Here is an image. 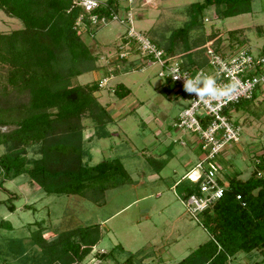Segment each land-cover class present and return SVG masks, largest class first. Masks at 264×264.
<instances>
[{
  "label": "rangeland",
  "instance_id": "obj_1",
  "mask_svg": "<svg viewBox=\"0 0 264 264\" xmlns=\"http://www.w3.org/2000/svg\"><path fill=\"white\" fill-rule=\"evenodd\" d=\"M202 1L117 0L115 11L119 18L128 12L132 30L149 36L164 49L170 33L187 21V7ZM212 12V9L203 12L202 26L188 33L189 56L195 63L204 62L206 50L216 45L222 53L229 51L227 33L239 29H243L239 34L243 44L238 47L253 55L264 46V1L251 0L249 14L224 20H210ZM19 28V22L0 11V33ZM126 28V22H113L85 34L76 30L82 33L81 40L96 60L103 59L98 62L103 69L86 72L71 84L81 86L104 81L103 89L94 93V97L106 109L103 118L108 123L104 127L107 134L100 137L97 123L85 116L81 119V143L89 155V160H83L88 166L118 161L128 179L121 184L106 183L102 192L94 190L82 197L47 196L23 175L0 181V221L11 226L10 231L0 228L1 251L3 240H19L28 264L31 258H38L39 248L30 244L31 232L38 229L34 223H40L46 240L67 230L96 225L100 239L82 264H123L125 259H129V264H175L208 239L199 224V216L189 214L182 204L183 193L194 184L181 177L194 167L201 155L198 144L195 145L197 137L173 127L187 99L175 94L174 87L160 93L163 81L157 77L155 64L133 68L140 57L132 52L127 60L118 58L124 51L121 35ZM217 34L222 37L219 39ZM171 57L188 64L180 43ZM115 59L117 71L108 75ZM116 85L129 90V96L123 100L112 96L109 91ZM254 95L252 100L230 107L227 113L240 132L239 141L226 146L215 158L217 174L223 182L232 176L246 180L255 158L264 154V85ZM105 103L109 104L105 106ZM13 128L2 127L0 132ZM37 158L36 147H27L26 159ZM9 205L13 212L6 209ZM2 257L3 264H21L14 258ZM259 260L258 254L249 257L239 254L228 264H260Z\"/></svg>",
  "mask_w": 264,
  "mask_h": 264
},
{
  "label": "trees",
  "instance_id": "obj_2",
  "mask_svg": "<svg viewBox=\"0 0 264 264\" xmlns=\"http://www.w3.org/2000/svg\"><path fill=\"white\" fill-rule=\"evenodd\" d=\"M250 1L192 3L186 10L187 21L170 33L164 49L149 36L147 38L168 58H173L171 53L180 43L188 63L181 64L182 67L204 68L205 60L195 63L189 56L188 33L202 26L203 12L212 9V21L237 17L250 13ZM73 2L0 0V11L21 24L19 29L0 33V128L14 126L9 132H0L3 149L0 181L23 175L47 196L82 197L86 192H102L106 183L121 184L128 179L118 161L88 166L83 160H89V155L81 143V119L85 116L97 123L100 137L107 134L104 127L108 123L103 118L106 115L104 108L94 97L97 83L71 84L75 78L96 69V56L81 40L82 33L74 29L81 9ZM104 3V8L91 14L108 18L111 13H116L117 0H105ZM85 29L94 32L98 27L90 28L86 24ZM240 33V30L227 33L228 47L243 44ZM217 36L220 39L222 35ZM218 46L213 49L219 51ZM133 49L132 54L137 55ZM140 60L146 65L145 58L140 57ZM117 65L115 60L111 73L117 71ZM172 87L171 83L163 82L160 93L164 94ZM110 91L119 100L129 96V90L121 85ZM174 93L184 97L179 90ZM29 146L36 147L39 158L26 159ZM224 184L221 197L197 213L208 239L175 264H228L239 254L246 257L258 254L259 263L264 264V154L255 158L253 170L246 180L232 176ZM190 195L198 196L196 184L185 190L184 200ZM6 207L13 212L11 205ZM34 225L38 229L31 232L30 244L37 246L41 253L38 258H31L29 264H82L100 239L96 225L67 230L51 240L43 238L40 223ZM0 228L11 230L9 223L2 220ZM3 243L1 251L0 242V264L5 262L2 255L28 264L19 240H3ZM128 261L125 259L123 264H129Z\"/></svg>",
  "mask_w": 264,
  "mask_h": 264
},
{
  "label": "built area",
  "instance_id": "obj_3",
  "mask_svg": "<svg viewBox=\"0 0 264 264\" xmlns=\"http://www.w3.org/2000/svg\"><path fill=\"white\" fill-rule=\"evenodd\" d=\"M73 4L81 9L74 23V29L77 31L87 32L86 24L90 28H96L108 23L126 22L127 28L121 35L123 43L121 49L124 51L120 52L118 58L127 60L131 48H134L138 57L145 58L146 63L158 67V78L163 82L171 83L175 91H181L187 99V105L176 116L173 127L194 134L200 148L201 156L198 162L183 176V179L196 184L198 196L190 195L182 202L189 214L196 215L218 200L224 191L225 184L221 175L217 174L218 169L214 161L226 146L239 141L240 132L238 125L230 121L227 113L230 107L251 100L254 92L264 85V46L253 55L237 46L228 47L229 51L225 53L210 48L205 52L204 68L185 69L178 60L165 57L164 51L145 35L135 33L131 28L128 12L123 18H119L117 13H111L108 18H98L91 12L104 8V2L75 0ZM197 75L212 77L221 88L231 86L230 96L202 102L194 94L186 93L183 89L184 79L194 78ZM175 77L180 78L174 79ZM103 85L104 81L97 83L98 88Z\"/></svg>",
  "mask_w": 264,
  "mask_h": 264
},
{
  "label": "clouds",
  "instance_id": "obj_4",
  "mask_svg": "<svg viewBox=\"0 0 264 264\" xmlns=\"http://www.w3.org/2000/svg\"><path fill=\"white\" fill-rule=\"evenodd\" d=\"M179 78L175 77L174 79ZM183 89L190 95L194 94L202 102H207L208 99L220 100L221 98H227L232 91L231 86L221 88L212 77L200 75L187 80L184 79Z\"/></svg>",
  "mask_w": 264,
  "mask_h": 264
},
{
  "label": "crops",
  "instance_id": "obj_5",
  "mask_svg": "<svg viewBox=\"0 0 264 264\" xmlns=\"http://www.w3.org/2000/svg\"><path fill=\"white\" fill-rule=\"evenodd\" d=\"M262 1H264V0H262ZM249 14V13H248ZM241 32L243 31V29H239ZM222 37V36H221ZM97 59H99V60H96V62H95V67H96V69L94 70V71H92V72H95V71H98V70H100V69H103L101 66H98L99 64H98V62L99 61H103V59H101L100 57L99 58H97ZM135 61H139L138 62V64L137 65H135L133 68H135V67H138L139 65H141V64H144L143 63V61H141V60H135ZM130 66H132L133 65V63H130L129 64ZM114 68H113V65L111 64V66L109 67V72H107L108 73V75L109 74H111V72L110 71H112ZM103 71V70H102ZM76 79V78H75ZM104 80H106V78H104ZM74 81V80H73ZM103 81V80H102ZM98 82H100V80H98L97 81V83ZM163 86V85H162ZM98 88V87H97ZM101 89H103V87H101V88H98V90H97V92L96 93H100L101 92ZM167 90V89H166ZM165 91V90H164ZM110 92V94L112 95V92L111 91H109ZM110 94H108V95H110ZM131 95V94H130ZM113 96V95H112ZM109 104V103H108ZM107 103H105V106L106 105H108ZM101 106V105H100ZM102 107V106H101ZM110 108V107H109ZM105 109V108H104ZM106 110V109H105ZM195 145H197V143H195ZM167 152V150L166 151H164L163 153H166ZM194 153V152H193ZM200 154L198 155V159L200 158ZM184 176V175H183ZM183 176L181 177L182 179H183Z\"/></svg>",
  "mask_w": 264,
  "mask_h": 264
}]
</instances>
